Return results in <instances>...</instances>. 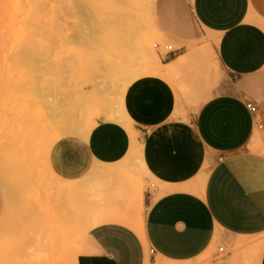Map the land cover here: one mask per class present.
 Returning <instances> with one entry per match:
<instances>
[{"label": "crops", "instance_id": "0c3cea01", "mask_svg": "<svg viewBox=\"0 0 264 264\" xmlns=\"http://www.w3.org/2000/svg\"><path fill=\"white\" fill-rule=\"evenodd\" d=\"M152 17L162 39L177 47L162 62L170 75H145L127 88L121 110L132 129L102 112L85 136L63 135L49 145L52 184L37 183L60 195L62 206L64 180L93 186L92 204L101 210L108 196L126 197L130 186L155 182L145 194L143 237L94 210L80 264H196L201 257L244 264L264 239V0H153ZM203 46L214 53L205 66L198 55L197 71L173 65ZM212 63L221 71L217 78ZM202 72L210 95L189 104L176 82L194 86ZM248 102L259 111L251 113ZM136 152L146 176L137 183L124 165ZM8 196L0 177V221ZM63 216L55 221L62 229ZM53 233L43 232L40 240L56 242L38 253H64L58 225ZM257 261L264 264V248Z\"/></svg>", "mask_w": 264, "mask_h": 264}, {"label": "rangeland", "instance_id": "374dc122", "mask_svg": "<svg viewBox=\"0 0 264 264\" xmlns=\"http://www.w3.org/2000/svg\"><path fill=\"white\" fill-rule=\"evenodd\" d=\"M123 5L119 0H0V168L13 173L9 181L0 174L9 194V210L0 221V264H80L88 252L86 233L93 212L87 200L93 201V186H81L80 199L76 193L64 194L62 206L61 196L37 181L52 184L42 165L49 139L58 135L76 139L102 112L113 114L121 107L126 92L124 69L131 60L120 55L118 45L131 29V17L139 22L141 34L148 36L160 63L166 57V46L177 48L155 30L149 0L140 1L133 16L126 9L119 11ZM193 52L204 66L214 58L205 46L188 49V54ZM145 56L136 51L135 66L144 63ZM92 61L98 63L96 70L82 73L80 65ZM212 64L217 78L221 71ZM189 72L194 73L193 69ZM206 77L202 72L200 79L194 78V86L176 82L187 103L197 105L209 97L212 83ZM80 96L88 99L69 112L67 107ZM103 99L112 112L99 103ZM133 155L124 165L133 170L137 183L146 176L140 171L138 152ZM36 170L44 173L43 180L35 179ZM66 183L77 186L75 181ZM154 184L149 180L141 181L142 186H130L132 198L135 191L143 193L142 215L145 194L154 191ZM61 216L63 229L55 222ZM57 225L64 236V253H38L44 250L39 246L56 242V237L40 238L45 230L56 235ZM263 248L264 239L244 264H258ZM214 261L219 258L201 257L196 264Z\"/></svg>", "mask_w": 264, "mask_h": 264}, {"label": "bare ground", "instance_id": "6f19581e", "mask_svg": "<svg viewBox=\"0 0 264 264\" xmlns=\"http://www.w3.org/2000/svg\"><path fill=\"white\" fill-rule=\"evenodd\" d=\"M120 3L123 2L125 5H123V7H121L120 9L118 8V6H116V8L119 9V11H127V14L129 16H133L134 11L136 9V6L138 5V3L140 1L143 0H119ZM144 2H146V0H144ZM150 4H153V0H149ZM148 3V1H147ZM134 17V16H133ZM131 17L130 21H128V24L131 26L130 31L126 32V38H124V42L122 44H119V48L121 49V51L119 50L120 55H123L126 58H129L131 60V64L129 66H127L124 71H125V85H123V89L124 91L127 90V88L137 79L145 76V75H149V74H161V75H166L169 76L170 75V71H172L171 69L168 70V67L163 66L162 63H160L156 56L154 55L153 51H151L150 49V42H149V38L148 36H146L145 34H141V31H139V22L135 19V17L133 18ZM153 21V25L154 28L157 32H159L154 20ZM136 51L139 52H144V54H146L145 58H144V63H142L139 67L135 66V63L137 61L136 58ZM196 53H190L188 54L186 57H182L176 64H173L176 68H186L187 65H190L192 68L193 66H195V58H196ZM85 63H82V65ZM98 63L96 61H92L91 63H89V65H84L81 66L80 65V70L83 73H89L92 72L93 70H96ZM118 68V67H117ZM128 85V86H127ZM127 86V87H126ZM88 98L85 96H80L77 98V101L73 104H71V108L68 106L67 110L70 112L72 111L73 108H75V106H79V104L81 103V101L87 100ZM99 103L101 105H104L105 107L108 108V110H110L112 112V109H110L108 107V101L106 99H103L102 102L99 101ZM98 103V104H99ZM122 106V105H121ZM122 107H119V110L116 112V114H109V118L113 119V120H117L119 122H123L125 123V125L131 128V122L130 120L127 118V116L122 112ZM68 112V113H69ZM61 124V122H60ZM61 125H64V123H62ZM94 123L86 128L83 129L79 132V136L83 137L85 136L93 127ZM133 132V131H132ZM78 133V132H77ZM63 135H58L55 137H52V139H49L51 141V144L53 142H55L56 140H58L59 138H61ZM50 144V145H51ZM134 146L136 145V143L133 144ZM47 149H43L42 152V160H43V166L46 170V157H47ZM41 171V170H40ZM39 170H36L34 173L35 179L37 176V180L39 179H43L44 173L42 174ZM46 172V171H45ZM0 174L1 176L5 177L6 180H10L11 175L13 173L9 172L8 170L3 169L2 167L0 168ZM0 176V177H1ZM61 191L65 194V195H71V194H78V198L80 199L81 196V186H74L72 184L66 183L64 184V186H60ZM135 195L134 198H132V194L128 195V196H108L106 198V202L103 206H101V210L98 207V204L91 205V212L94 213H102V216H104V218L106 220H118V221H122L125 222L127 224H129L140 236L143 237V229H144V217L142 215V211H141V204L143 202V193L142 191H135V193H133ZM88 203H91V200H87ZM95 208V209H94ZM129 212H132V217L129 216ZM93 222L89 221V224L87 226V231L92 227Z\"/></svg>", "mask_w": 264, "mask_h": 264}, {"label": "built area", "instance_id": "2783aa9c", "mask_svg": "<svg viewBox=\"0 0 264 264\" xmlns=\"http://www.w3.org/2000/svg\"><path fill=\"white\" fill-rule=\"evenodd\" d=\"M158 49H160V48H158ZM165 51H166L165 55H168V54L174 53L176 51V49H174L172 45H168L165 47ZM247 108L253 114H255L259 111L258 107L252 102L247 103ZM150 252L154 253V250H150Z\"/></svg>", "mask_w": 264, "mask_h": 264}]
</instances>
